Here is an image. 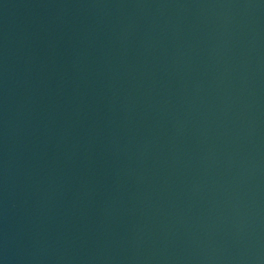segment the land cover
Here are the masks:
<instances>
[{
	"label": "water",
	"instance_id": "obj_1",
	"mask_svg": "<svg viewBox=\"0 0 264 264\" xmlns=\"http://www.w3.org/2000/svg\"><path fill=\"white\" fill-rule=\"evenodd\" d=\"M0 264H264V0H0Z\"/></svg>",
	"mask_w": 264,
	"mask_h": 264
}]
</instances>
